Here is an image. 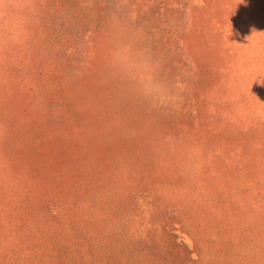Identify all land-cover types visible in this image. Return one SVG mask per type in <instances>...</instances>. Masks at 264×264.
<instances>
[{"label": "rangeland", "instance_id": "rangeland-1", "mask_svg": "<svg viewBox=\"0 0 264 264\" xmlns=\"http://www.w3.org/2000/svg\"><path fill=\"white\" fill-rule=\"evenodd\" d=\"M0 264H264V0H0Z\"/></svg>", "mask_w": 264, "mask_h": 264}]
</instances>
